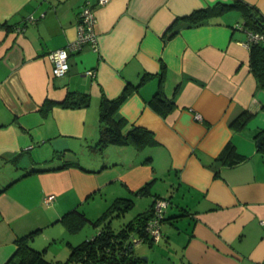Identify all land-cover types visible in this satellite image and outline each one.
<instances>
[{"label":"crops","instance_id":"0c3cea01","mask_svg":"<svg viewBox=\"0 0 264 264\" xmlns=\"http://www.w3.org/2000/svg\"><path fill=\"white\" fill-rule=\"evenodd\" d=\"M234 1L0 0V264L17 237L36 229L29 246L64 261L72 246L94 235L78 240L80 229L70 231L64 214L77 209L89 219L90 210L80 207L91 199L96 208L107 207L101 195L111 184L128 197L151 182L149 206L154 195L162 197L153 184L169 173L178 183L171 192L184 193L179 211L165 217L181 216L161 223L157 242L174 235L164 224L188 220L176 235L181 256L172 264H264V149L257 146L264 90L256 88L243 45L245 11L231 7ZM237 1L264 17V0ZM88 2L96 10L97 47L69 51L68 71L55 77L47 53L76 38L79 11ZM126 86L130 93L112 117L126 123L123 131L144 127L155 143L141 150L111 144V159L106 151L113 147L94 146L100 101ZM69 91L88 93L89 104L38 109ZM156 93L173 103L165 116L149 104ZM246 108L253 117L233 130L230 122ZM228 142L242 161L216 160ZM88 149L105 151L104 157L82 164ZM49 194L54 199L46 204Z\"/></svg>","mask_w":264,"mask_h":264},{"label":"trees","instance_id":"16d2710c","mask_svg":"<svg viewBox=\"0 0 264 264\" xmlns=\"http://www.w3.org/2000/svg\"><path fill=\"white\" fill-rule=\"evenodd\" d=\"M231 7L245 11L246 20L244 26L253 31H264V17L255 11H251L244 3L234 1ZM196 11L192 16L199 14ZM250 51V67L256 79V88L264 90V44H252ZM130 93V89L126 86L122 92L113 99L101 98L99 111V135L95 149L102 151L108 145H125L132 146L137 150H141L146 146L155 143L153 135L150 131L141 126L131 125L126 131H123L126 123L123 120H116L112 117V113L121 104V102ZM54 104L62 107H82L89 104V94L79 91H69L60 101L46 98L39 106V110L48 111ZM150 106L165 116L173 108L171 99L165 98L163 95L156 93L149 100ZM254 112L251 109H244L237 117L230 122L233 130H240L253 117ZM260 148L264 149V143ZM244 159V156L235 151L232 144L226 143L222 152L216 157L220 164L232 165ZM151 182H147L133 192L134 195L146 196L150 195ZM151 204L143 211L136 213L122 228L115 231L109 221L110 216H121L134 207V200L131 197H117L102 212V214L93 221V225L98 226L97 231L79 244L72 246L68 257L64 261H52L44 257L42 251L31 248L28 244L34 233L38 230L30 231L15 239L16 248L12 255L4 262V264H132L141 261L140 257L134 253V241L140 239L142 242L152 244L154 241L146 231V226L150 219L155 215L154 204L158 195ZM166 199V198H164ZM167 200V199H166ZM168 204H169V200ZM168 204L166 208L168 207ZM166 208L161 223L167 219L176 218L180 215L165 217ZM70 217V218H69ZM62 220L67 221L68 229L72 232L88 219L82 211L73 209L64 214ZM70 223H69V222Z\"/></svg>","mask_w":264,"mask_h":264},{"label":"rangeland","instance_id":"374dc122","mask_svg":"<svg viewBox=\"0 0 264 264\" xmlns=\"http://www.w3.org/2000/svg\"><path fill=\"white\" fill-rule=\"evenodd\" d=\"M109 147L111 151H106V153H110V158L112 159L113 156H115V150L114 146L110 145ZM103 151L101 154H98L97 152H91V149L86 150V159H81L82 164H86L88 161H92L91 157H99L103 158L102 154L104 155ZM95 159V158H94ZM84 166V165H83ZM94 166V165H93ZM100 166V165H99ZM103 177V176H101ZM117 186L108 185L105 190L102 191V199L103 200H108L109 205L114 201V198L117 194L121 192L118 186V184H115ZM174 185L175 187L178 185L177 183V177L173 173H169L168 175H159L157 180L152 186V191H156L159 193L162 197L166 198L169 200L168 207L166 208V213H172V212H178L179 210L177 209V202L181 201V195L183 190L179 188L178 192L172 193L171 191L174 190ZM172 193V194H170ZM119 196V195H117ZM120 197V196H119ZM131 197L134 200V207L130 209L128 212H126L124 215L121 216H110L109 221L112 226V228L115 231H118L120 228H122L136 213L143 211L145 208L148 207V204L151 201L150 196H144V197H137L133 195H128V198ZM126 198V197H125ZM95 199H100V195L98 194ZM92 199L88 200L86 204H84L80 209L84 210H90L91 214L89 215V219L84 222L80 227H79V237L78 240H82L84 234H88L91 236V234H94L97 231L98 226L93 225V221L96 220L97 217H99L102 212L106 209V207H97L95 205H92ZM90 204V206H89ZM106 206V205H105ZM96 214V215H94ZM187 219L186 216H182L178 218V220L175 222L176 226H172L171 223L164 224V226L169 227L171 226V229L174 232V235L168 239L167 242L165 243L164 240L162 239L161 242H153L152 244H148L146 242H137L134 244V252L136 256L140 257V259H143V261L135 262L132 264H172L173 260L176 261L177 258L181 256V245H182V236L177 237L176 235L180 234V230H183L184 227L187 225ZM166 223V222H165Z\"/></svg>","mask_w":264,"mask_h":264},{"label":"built area","instance_id":"2783aa9c","mask_svg":"<svg viewBox=\"0 0 264 264\" xmlns=\"http://www.w3.org/2000/svg\"><path fill=\"white\" fill-rule=\"evenodd\" d=\"M108 0H98L100 5H104ZM42 16L43 13H40ZM27 20L34 21L35 16L30 15L27 17ZM97 22L96 10L93 4L84 3L79 11V21L77 24V35L76 38L70 42L66 47H60L48 51L47 57L52 63V74L55 77L63 76L69 69L68 63V54L69 51L80 50L83 46L89 45L92 48H96L98 44V35L95 31V26ZM239 28H245L243 25ZM246 30V40L243 42V45L247 48H250L252 44H264V31H253L250 29ZM87 74L93 75V70H87ZM196 119H201L198 113L195 114ZM54 199V194H49L44 198L46 204L51 203ZM168 204V201L164 198H158L154 204L155 215L152 219L149 220L146 231L152 237L154 242H157L160 238V219L163 217L165 208ZM137 242H142L140 239L134 241V244ZM109 264V263H103Z\"/></svg>","mask_w":264,"mask_h":264},{"label":"water","instance_id":"95a60500","mask_svg":"<svg viewBox=\"0 0 264 264\" xmlns=\"http://www.w3.org/2000/svg\"><path fill=\"white\" fill-rule=\"evenodd\" d=\"M262 140H264V135H260V136L257 138V146H260V145H261Z\"/></svg>","mask_w":264,"mask_h":264}]
</instances>
